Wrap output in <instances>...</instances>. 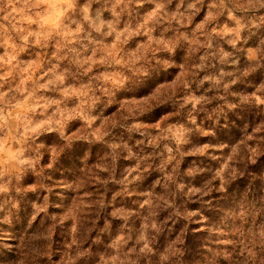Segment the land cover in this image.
<instances>
[{"label": "clouds", "instance_id": "clouds-1", "mask_svg": "<svg viewBox=\"0 0 264 264\" xmlns=\"http://www.w3.org/2000/svg\"><path fill=\"white\" fill-rule=\"evenodd\" d=\"M261 156L264 0H0L4 264H264Z\"/></svg>", "mask_w": 264, "mask_h": 264}, {"label": "rangeland", "instance_id": "rangeland-1", "mask_svg": "<svg viewBox=\"0 0 264 264\" xmlns=\"http://www.w3.org/2000/svg\"><path fill=\"white\" fill-rule=\"evenodd\" d=\"M241 187H243V185H241ZM56 195H57L56 192L52 193V197L53 198H55ZM192 207H193V209H195L196 205H192ZM204 217H205V220H206V224L203 225V226H206V227H212L213 223L219 220V216L216 215L215 213L211 212V211H205ZM201 226L202 225L198 224V223H193V224L187 226L184 229V233L186 234L185 235V239L191 241V230L193 228H199ZM0 264H4V261H0Z\"/></svg>", "mask_w": 264, "mask_h": 264}, {"label": "trees", "instance_id": "trees-1", "mask_svg": "<svg viewBox=\"0 0 264 264\" xmlns=\"http://www.w3.org/2000/svg\"><path fill=\"white\" fill-rule=\"evenodd\" d=\"M258 164H264V156L259 157Z\"/></svg>", "mask_w": 264, "mask_h": 264}]
</instances>
